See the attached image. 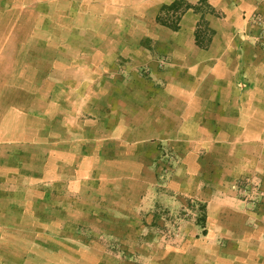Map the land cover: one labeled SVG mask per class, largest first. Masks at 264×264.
Returning <instances> with one entry per match:
<instances>
[{"label": "rangeland", "instance_id": "rangeland-1", "mask_svg": "<svg viewBox=\"0 0 264 264\" xmlns=\"http://www.w3.org/2000/svg\"><path fill=\"white\" fill-rule=\"evenodd\" d=\"M79 4L0 0V264H142V250L184 233L185 222L203 228L204 205L171 188L170 147L132 144L137 94L155 89L154 71L121 55L119 28L102 35L94 22L87 34ZM206 6L183 3L161 21L177 27L187 10ZM200 37L206 43L210 33ZM140 44L154 56L153 43ZM155 60L158 72L172 63ZM150 175L155 183L139 201ZM234 193L243 211L264 205L255 177L236 181Z\"/></svg>", "mask_w": 264, "mask_h": 264}, {"label": "crops", "instance_id": "crops-1", "mask_svg": "<svg viewBox=\"0 0 264 264\" xmlns=\"http://www.w3.org/2000/svg\"><path fill=\"white\" fill-rule=\"evenodd\" d=\"M78 2L87 34L94 22L104 26L102 35L119 28L113 35H124L118 40L121 55L135 56L154 71L155 89L137 94L141 119L132 144L170 147L178 163L171 188L206 210L203 228L185 222L184 233L142 250L141 263L264 264V205L249 213L233 198L241 178L255 177L264 189V26L253 19H264V0ZM176 2H204L208 11L189 9L177 27H168L161 18ZM133 27L139 28L135 39ZM204 28L210 37L201 43ZM143 41L153 43L154 56L141 48ZM157 55L171 57L165 72L157 71ZM154 159L148 160V171ZM154 180L150 175L141 186L139 201L149 197Z\"/></svg>", "mask_w": 264, "mask_h": 264}, {"label": "built area", "instance_id": "built-area-1", "mask_svg": "<svg viewBox=\"0 0 264 264\" xmlns=\"http://www.w3.org/2000/svg\"><path fill=\"white\" fill-rule=\"evenodd\" d=\"M253 19H254V21L256 22L257 25H260L261 27L264 26V19L263 18H260V16H255ZM247 183L248 184H252L250 180H247Z\"/></svg>", "mask_w": 264, "mask_h": 264}, {"label": "trees", "instance_id": "trees-1", "mask_svg": "<svg viewBox=\"0 0 264 264\" xmlns=\"http://www.w3.org/2000/svg\"><path fill=\"white\" fill-rule=\"evenodd\" d=\"M181 4H183V2H176L173 5H171L170 7H167V10H171V9H176L177 7H179Z\"/></svg>", "mask_w": 264, "mask_h": 264}]
</instances>
